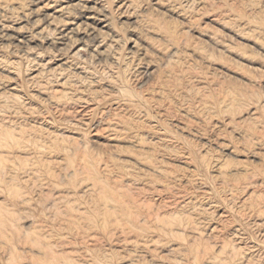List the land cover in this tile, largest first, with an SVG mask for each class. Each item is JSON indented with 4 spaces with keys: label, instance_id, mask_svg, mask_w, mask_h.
<instances>
[{
    "label": "rangeland",
    "instance_id": "rangeland-1",
    "mask_svg": "<svg viewBox=\"0 0 264 264\" xmlns=\"http://www.w3.org/2000/svg\"><path fill=\"white\" fill-rule=\"evenodd\" d=\"M0 264H264V0H0Z\"/></svg>",
    "mask_w": 264,
    "mask_h": 264
},
{
    "label": "bare ground",
    "instance_id": "bare-ground-1",
    "mask_svg": "<svg viewBox=\"0 0 264 264\" xmlns=\"http://www.w3.org/2000/svg\"><path fill=\"white\" fill-rule=\"evenodd\" d=\"M87 6V5H86Z\"/></svg>",
    "mask_w": 264,
    "mask_h": 264
}]
</instances>
